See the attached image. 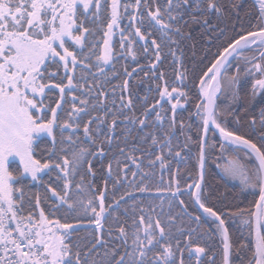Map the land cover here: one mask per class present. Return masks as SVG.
Returning <instances> with one entry per match:
<instances>
[{"label":"snow or ice","instance_id":"1","mask_svg":"<svg viewBox=\"0 0 264 264\" xmlns=\"http://www.w3.org/2000/svg\"><path fill=\"white\" fill-rule=\"evenodd\" d=\"M252 9L246 25L243 0H0V264H264V0ZM201 38L189 67L182 45L195 56ZM120 56L137 67L109 87ZM137 68L158 96L139 114ZM257 97L250 131L229 127ZM178 109L199 121L195 141ZM210 163L252 207L209 184Z\"/></svg>","mask_w":264,"mask_h":264},{"label":"trees","instance_id":"2","mask_svg":"<svg viewBox=\"0 0 264 264\" xmlns=\"http://www.w3.org/2000/svg\"><path fill=\"white\" fill-rule=\"evenodd\" d=\"M109 2H110V0H109ZM243 3L246 6V9L250 11V16L244 17V22L247 25V22L249 19H253V21H254L255 10L252 9L253 0H243ZM108 11H110V8L108 9ZM242 15H243V10H242ZM106 19H107V16L105 15V20ZM124 23H126V21ZM105 27H106V25H105ZM114 37L115 38L113 39V45H114L113 51H114V53H120L121 49L119 47V32H117V34L114 35ZM102 38H103V33L98 32L96 39L100 42L101 49H102ZM204 45H205V40L203 38H201L200 43L197 44V47H196V55L193 56V52H192V48H191L190 43L187 41H185L183 43L182 46L184 48V60H185V63L189 67L192 66V63L194 61L198 62L200 60V58L203 56ZM134 47L137 48L138 54L142 52V50L139 49V45H135ZM214 50L215 49L213 48V51ZM138 58H139V64L146 65L148 63V61L145 59V57L142 54H139ZM125 64L128 66L129 71H131L132 68L137 67L136 62L132 61L131 57H128L127 59H125L123 56H120L118 58V62L116 64L117 70L120 72V76L118 78L113 77L109 83V87H111V85H114V84L121 82L124 79L122 66ZM173 67H174V65L171 63V57H169L168 60L165 62V65H164V70L167 74V78L169 79V81H172L174 79ZM111 70H112L111 66H108L106 68V71L111 72ZM142 78L144 79V82L139 83V81ZM130 85L133 89L134 95L137 97L136 98L137 114H139L140 111H142L139 97H142L145 93H147V95L149 96V101H148L149 105H151L152 103H154V101L156 99H158V96L154 91L153 92L148 91V88L150 86L154 87V85L152 84V82L150 80L143 77V72L139 71L138 68H137V72L133 74V77L130 80ZM197 87H198V82H197ZM187 89L190 90V96L192 97L193 100H195L196 88L193 87V84L191 82L187 83ZM227 103L228 102L225 99L218 100V104H220L221 107L226 106ZM166 106L170 109V105H166ZM260 106H261V98L260 97H257L256 101L253 103V106L251 107V109L247 113H245L243 111V105L237 104L235 106V108H236L237 114L240 117L241 124L237 125L235 123L234 117L229 116L228 117L229 127L236 128L240 132L247 134L250 131V129L248 128L247 122L250 120V118L252 116L258 115V111H259ZM185 108H188L189 111L195 110L193 108L192 104H186ZM178 112L181 113V115L178 117V120L183 119L186 124H188V123L192 124V128L190 130H188L185 133V135H191L192 140L195 141L196 137H197V126L199 124V121L197 120V118L195 116H193L191 118V120H189L188 119V112H186V111H182V110L178 109ZM168 116L169 117L171 116L170 111L168 113ZM216 138L218 139V137H216ZM177 142H179L181 144V146L185 143V136L180 135L179 129H177L176 137L173 138V143L175 144ZM190 147H191V153H190L191 158L188 162V168L189 169H191V167L195 163L194 153L196 152V147H195L194 143L191 144ZM153 151L157 152L156 149H153ZM157 154H159V153L157 152ZM93 166H94V168H99V162L98 161L94 162ZM173 167H175L174 162H173ZM209 168H210V172L206 178H207L209 184L212 185L214 189H218L221 193H224L227 200L230 203H232L233 205L238 204L241 207H252V203H253L255 198L253 196L246 194V193L240 192V186H239L238 182H236V181L234 182V181L227 180L226 178H224L220 169H218L215 164L210 163ZM99 171L104 172L105 169H99ZM44 179L49 180V178L47 176H44ZM94 179L98 185L103 187V181H102L100 175H97V177H95ZM28 180H30V178H27V180L25 182L27 183ZM54 180H55V176L52 177V181H54ZM52 181H49V182L51 183ZM37 193H39L41 196H43L45 194V188L42 185H37L35 183L30 184L28 186V188L26 189V194H27L26 199H27V196H32L33 202H34V198H35V195ZM48 195H50V193H48ZM145 200H146V198H145ZM41 207L45 208V210L47 211V209L50 207V205L42 200ZM35 212L38 215L39 209H35ZM120 214L123 215V212L121 211ZM60 215L61 214H57V216L50 217V218H52V219L60 218ZM238 223H239V221L237 220L236 224H238ZM236 224H232V223L229 224L230 232H234L236 230ZM81 235H83V233H81ZM236 260H237V264H238L239 257H237Z\"/></svg>","mask_w":264,"mask_h":264},{"label":"rangeland","instance_id":"3","mask_svg":"<svg viewBox=\"0 0 264 264\" xmlns=\"http://www.w3.org/2000/svg\"><path fill=\"white\" fill-rule=\"evenodd\" d=\"M115 37L113 36V39H114ZM69 43H71L70 41H69ZM232 71H234V70H232ZM30 178V177H29ZM236 182H238V181H236ZM239 183V182H238Z\"/></svg>","mask_w":264,"mask_h":264},{"label":"water","instance_id":"4","mask_svg":"<svg viewBox=\"0 0 264 264\" xmlns=\"http://www.w3.org/2000/svg\"><path fill=\"white\" fill-rule=\"evenodd\" d=\"M217 137H218V133H217ZM219 138V137H218Z\"/></svg>","mask_w":264,"mask_h":264}]
</instances>
